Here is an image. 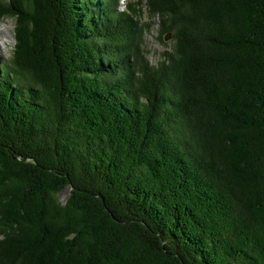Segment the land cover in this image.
<instances>
[{
    "label": "trees",
    "instance_id": "obj_1",
    "mask_svg": "<svg viewBox=\"0 0 264 264\" xmlns=\"http://www.w3.org/2000/svg\"><path fill=\"white\" fill-rule=\"evenodd\" d=\"M5 19L0 264H264V0H0Z\"/></svg>",
    "mask_w": 264,
    "mask_h": 264
},
{
    "label": "rangeland",
    "instance_id": "obj_2",
    "mask_svg": "<svg viewBox=\"0 0 264 264\" xmlns=\"http://www.w3.org/2000/svg\"><path fill=\"white\" fill-rule=\"evenodd\" d=\"M129 0H121V4H126ZM132 1V0H130ZM143 20L149 22L150 19L146 12H144ZM157 26L153 25L149 33L145 35V47L148 51V60L151 64H155L159 60V54L168 49L171 45L170 39L162 37L159 40ZM14 21L12 19H5L0 23V55L7 57L14 45L13 39ZM68 197V191H63L58 194L59 201L64 203Z\"/></svg>",
    "mask_w": 264,
    "mask_h": 264
}]
</instances>
